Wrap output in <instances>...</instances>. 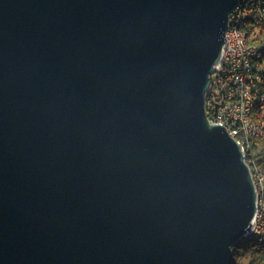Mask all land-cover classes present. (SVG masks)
<instances>
[{
  "label": "water",
  "instance_id": "obj_1",
  "mask_svg": "<svg viewBox=\"0 0 264 264\" xmlns=\"http://www.w3.org/2000/svg\"><path fill=\"white\" fill-rule=\"evenodd\" d=\"M239 0H0V264H232L257 211L205 109Z\"/></svg>",
  "mask_w": 264,
  "mask_h": 264
},
{
  "label": "built area",
  "instance_id": "obj_2",
  "mask_svg": "<svg viewBox=\"0 0 264 264\" xmlns=\"http://www.w3.org/2000/svg\"><path fill=\"white\" fill-rule=\"evenodd\" d=\"M246 15H254L253 24L245 26V30L251 32V39H256L259 30L264 29V0H253ZM242 18L246 16L231 13L222 58L211 75L212 83L206 92L205 106L210 109L211 119L226 124L229 133L241 145H246L244 135H252V128L245 126L244 106H254V127H259V135H254L253 146H249V152H244L253 174L255 163H259L257 156L264 149V59H256L257 68L249 69L245 65V54L264 45L250 46V40L249 46L240 45L239 34L242 31H238V24H241ZM247 229L260 231L264 236V219L259 202ZM244 258L242 255L240 264H247L243 262Z\"/></svg>",
  "mask_w": 264,
  "mask_h": 264
},
{
  "label": "bare ground",
  "instance_id": "obj_3",
  "mask_svg": "<svg viewBox=\"0 0 264 264\" xmlns=\"http://www.w3.org/2000/svg\"><path fill=\"white\" fill-rule=\"evenodd\" d=\"M253 0H239L238 4L235 6L231 13L236 12V16H246V18L241 19V24H238V31H242L239 34V42L241 46H257L264 45V29H260L256 34V39H251V32L249 30H245V26H249L254 22V15H246V12L251 8V2ZM230 13V20H231ZM222 58V57H221ZM256 59H264V46L263 48H258L255 50L248 51L245 54V65L249 69L257 68V60ZM207 115L210 116V109L208 106H205ZM245 113V126L246 128H252V135H244V143L246 145H242L244 152H249V146H253L254 144V135H259V127H254V106L253 105H245L244 106ZM224 125L227 130L228 126ZM253 178L254 183L256 185L258 191L257 202H259V209L263 214L264 219V167L259 163H255L253 169ZM262 180V181H261ZM252 240L255 246L259 249H264V236H261L260 231H253V229H246L245 235L242 240ZM241 240V241H242ZM237 246H235L236 248ZM234 248V249H235ZM242 262V255H235L232 264H240Z\"/></svg>",
  "mask_w": 264,
  "mask_h": 264
},
{
  "label": "trees",
  "instance_id": "obj_4",
  "mask_svg": "<svg viewBox=\"0 0 264 264\" xmlns=\"http://www.w3.org/2000/svg\"><path fill=\"white\" fill-rule=\"evenodd\" d=\"M257 161L264 167V149L257 156ZM236 246L235 255H243L248 259L247 264H264V249L257 248L252 240H242Z\"/></svg>",
  "mask_w": 264,
  "mask_h": 264
},
{
  "label": "rangeland",
  "instance_id": "obj_5",
  "mask_svg": "<svg viewBox=\"0 0 264 264\" xmlns=\"http://www.w3.org/2000/svg\"><path fill=\"white\" fill-rule=\"evenodd\" d=\"M243 262H244V263H247V262H248V259H247V258H244V259H243Z\"/></svg>",
  "mask_w": 264,
  "mask_h": 264
}]
</instances>
